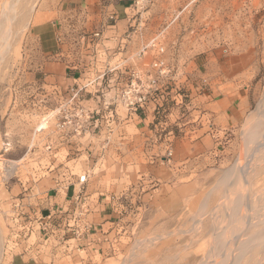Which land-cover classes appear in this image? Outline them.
I'll return each mask as SVG.
<instances>
[{"label":"rangeland","instance_id":"rangeland-1","mask_svg":"<svg viewBox=\"0 0 264 264\" xmlns=\"http://www.w3.org/2000/svg\"><path fill=\"white\" fill-rule=\"evenodd\" d=\"M40 2L0 0V21H3L0 22V50H3L0 51V264H9L11 257L23 250L19 242L24 239L23 234L20 235V222L34 220L40 215L37 197L42 191L55 183L58 177L82 175L85 171L91 174L92 187L103 188L118 198L119 203L127 209L111 238L110 247L105 254L97 257L100 264H199L209 258L207 255L216 244L215 225L220 226L218 224L221 223L224 229H230L229 217L224 213H227V209L230 211L236 199L242 196L254 203H264V163H256L261 161L258 159L259 152H256L255 157L248 153L251 144L247 143L244 133L261 116L260 108L264 101V0L134 2L132 13L143 16L140 28L155 34L165 46V51L173 54L176 62L180 60L182 67L190 65V69H193L195 58L202 57L216 47L252 48L257 51V68L250 89L251 108L241 123L228 130L227 134L217 137V145L213 150L204 151L196 158L192 168L193 186L183 209L173 215L160 214L146 207L142 198L146 183L142 178L149 158L159 153L158 144L164 141L166 146L175 136L184 133L182 128L192 118L193 112V106L187 100L189 97H185L186 104L182 103L177 114L172 117L160 118V114L157 115L154 124H158V127L153 137V150L147 156L144 150H139L136 164L132 166L124 165L123 162L121 165L115 160L117 148L114 145L108 154L109 158H96L91 166L85 165L83 161H71L66 149L57 154L52 152V129L56 121H65L63 114L66 109L62 107V97H53L39 82L44 74L39 68L45 59L40 53L38 42L30 35V27ZM2 40L6 42L2 43ZM3 46L5 48H1ZM93 55L92 59L102 68L104 65L114 66L116 62L112 55L101 51H94ZM175 70H178L177 67ZM56 114L57 118L54 117ZM48 145H51V150L47 149ZM251 163L258 169L253 181L226 177L236 165L243 167L241 170L248 176L252 170L249 169ZM260 169H263L261 173ZM33 174L39 177L37 182H30ZM233 182L240 189L236 184H231ZM217 204L223 205V208L228 206L223 209ZM241 212L248 213L247 206H242ZM202 213L205 216L202 217ZM197 218L206 219L197 226ZM201 223L205 224L202 226ZM227 231L226 239L230 240L233 233ZM38 238V235L33 234L30 240ZM212 257L221 259L219 256ZM68 263L81 264L78 258L73 260V257L62 256L57 264Z\"/></svg>","mask_w":264,"mask_h":264},{"label":"crops","instance_id":"crops-1","mask_svg":"<svg viewBox=\"0 0 264 264\" xmlns=\"http://www.w3.org/2000/svg\"><path fill=\"white\" fill-rule=\"evenodd\" d=\"M133 6L134 0H41L35 10L30 35L45 59L39 68L44 73L40 86L53 97H62L66 109L63 116L67 120L56 121L52 129V152L66 149L71 161L91 166L96 158H109L114 145L115 160L132 166L139 150L146 156L153 150L157 115L172 117L189 97L193 112L182 128L184 133L166 146L164 141L158 144L159 153L149 158L142 178L146 207L173 215L183 209L193 186L196 158L213 150L217 137L241 123L251 108L257 51L216 47L195 58L193 69L190 65L182 67L180 60L176 62L173 54L165 51L161 56L165 65L178 69L176 76L158 78L160 93H169L170 100L161 110L157 108L164 104L162 100H150L138 111L127 109L118 102L117 92L133 71L139 72L144 82L156 78L157 70L151 64L159 57L155 49L140 53L155 34L140 28L143 16L133 14ZM94 51L112 55L114 66L102 68L92 59ZM76 91L79 98L73 107L69 99ZM84 173L88 176L85 183L79 180L81 175L58 177L37 198L42 216H46L52 211L72 210L76 194L84 192L90 202L86 215L89 229L68 240L73 235L64 236V225H57L52 248L46 247L41 238L20 239L23 250L15 253L9 264H57L60 256L78 258L81 264H100L97 257L110 247L127 209L118 198L111 200L103 188L92 187L90 172ZM30 180L37 182L39 177L33 174Z\"/></svg>","mask_w":264,"mask_h":264},{"label":"bare ground","instance_id":"bare-ground-1","mask_svg":"<svg viewBox=\"0 0 264 264\" xmlns=\"http://www.w3.org/2000/svg\"><path fill=\"white\" fill-rule=\"evenodd\" d=\"M9 1V0H8ZM9 4V3H8ZM7 4V5H8ZM11 5V4H9ZM12 6V5H11ZM10 9V8H9ZM9 11V10H8ZM10 13V12H9ZM6 14H8L6 12ZM8 17V16H6ZM12 17V16H11ZM10 17V18H11ZM1 19V18H0ZM5 20V19H4ZM13 20V19H12ZM11 20V21H12ZM2 21V20H1ZM0 21V22H1ZM7 20H5V23ZM3 22V21H2ZM13 22V21H12ZM10 24V23H9ZM4 29V28H3ZM11 32V29L9 30ZM4 33V30H3ZM10 35V34H9ZM9 37V36H8ZM11 40V39H10ZM4 40H2L3 43ZM1 42V39H0ZM6 42V41H4ZM9 42V41H8ZM2 46V44H1ZM9 46V45H8ZM1 48H5L4 46ZM7 48V47H6ZM2 50V49H1ZM0 50V51H1ZM3 51V50H2ZM9 51V50H8ZM9 53V52H8ZM2 58V57H1ZM3 60V58H2ZM259 106V105H258ZM258 108V107H257ZM259 110V109H258ZM261 113L259 115V118H257L258 120L253 123L252 126H250L247 131L245 130L244 133L246 132V139H247V143L251 144L253 146H249L248 148V153L253 154V156L255 157L256 152H259L260 155L258 156V159H260L261 161L256 162L257 164L259 162H263L264 163V101L261 104ZM259 110V111H260ZM257 111V110H256ZM256 118V117H255ZM254 118V119H255ZM253 119V120H254ZM252 120V121H253ZM244 135V134H243ZM245 140V139H244ZM252 147V148H251ZM253 156L251 157V159H253ZM249 157V156H248ZM238 164V163H236ZM253 163H251V166H249V169L251 170V173H249L248 176H246L243 171L241 170L243 167H236L232 168L229 173L226 175V177H233L236 179H240L244 178V180L246 181H253L252 179L255 177V174L257 172V168L252 165ZM239 165V164H238ZM258 167V165H256ZM261 167V166H260ZM259 167V168H260ZM244 170V169H243ZM263 170V169H262ZM262 170L260 169V173L262 172ZM230 180V179H229ZM223 181V180H221ZM224 183V181H223ZM240 183V182H239ZM242 183V181H241ZM226 184V183H225ZM231 184H236V182L231 183ZM237 185V184H236ZM243 185V184H241ZM230 186V185H229ZM245 186V184H244ZM250 186V185H249ZM237 187L239 188V185H237ZM251 187V186H250ZM230 188V187H227ZM226 188V189H227ZM237 188V189H238ZM215 189V188H214ZM225 189V190H226ZM240 189V188H239ZM243 189V188H241ZM263 189V188H262ZM245 190H246V186H245ZM249 190V189H248ZM229 192V191H227ZM238 192V191H237ZM242 192V191H241ZM245 192V191H244ZM262 192V191H261ZM240 193V192H238ZM250 193V192H249ZM264 193V192H263ZM252 194V193H251ZM254 195H256L255 193H253ZM259 194V193H258ZM233 195V193H232ZM236 196V195H235ZM228 198V197H227ZM231 198V197H230ZM225 200V199H224ZM262 200V199H261ZM226 202L228 200H225ZM205 201H203L204 203ZM221 202V201H220ZM224 202V201H222ZM260 202V201H259ZM263 202V201H261ZM254 203L252 202L248 197H242L239 196L234 205L230 206V211H228L227 209V213H224L226 216L229 217L230 223L229 221H224V222H228L230 224V229L229 227H226L225 229L222 227L223 225L221 223H217L220 226H216V229L214 227L215 231V235H216V244L213 248V250H211V252L207 255L209 256V258L207 259H203L201 262H199V264H264V203ZM207 201L204 203L206 204ZM218 203V202H217ZM230 204V201L228 202ZM219 204V203H218ZM217 204V205H218ZM222 204V203H220ZM219 204V205H220ZM225 204V203H223ZM203 205V204H202ZM223 208V205L219 206ZM247 206V212L246 214L241 212V208L242 206ZM208 206V205H207ZM216 206V205H215ZM228 206V205H226ZM225 206V207H226ZM225 207L223 209H225ZM206 208V207H205ZM208 208V207H207ZM217 208V207H216ZM227 208V207H226ZM245 208V207H244ZM211 209V208H210ZM214 209V208H213ZM218 209V208H217ZM222 209V210H223ZM204 210V208H203ZM245 210V209H244ZM243 210V211H244ZM251 210H254L253 213L251 214ZM205 211V210H204ZM209 211V210H208ZM219 211V210H218ZM222 212V211H221ZM220 212V213H221ZM204 213V212H203ZM202 213V217L205 216ZM208 213V212H207ZM214 213V212H211ZM211 215V214H210ZM221 215V214H220ZM215 217H217V215H215ZM219 217V216H218ZM223 217V216H222ZM206 219V218H204ZM204 219L201 218H197L195 219V223H199L201 220L204 221ZM212 219V218H210ZM217 221H219V218H216ZM214 219V220H216ZM219 219V220H218ZM223 220V218H221ZM213 221V219L211 220ZM210 221V224H211ZM202 222V221H201ZM209 222V221H208ZM207 222V223H208ZM223 222V221H222ZM223 222V223H224ZM194 223V225H195ZM215 223V221H214ZM212 222V224H214ZM202 224V223H201ZM205 223L202 224V226ZM226 224V223H225ZM222 225V226H221ZM199 226V224L197 225ZM207 226V225H206ZM211 226V225H210ZM227 226V224H226ZM225 227V226H224ZM201 228V227H200ZM206 228V227H205ZM210 228V227H209ZM197 228L195 227L194 230H196ZM180 230V229H179ZM189 230V229H188ZM191 230H193L191 228ZM227 230H231L232 231V238L230 240L226 239L228 238L226 233H228ZM199 231V229L197 230V232ZM227 231V232H226ZM184 232V231H183ZM190 232V231H189ZM213 232V231H212ZM161 235V234H160ZM158 236V235H157ZM163 237V235H161ZM166 236V235H164ZM159 237V236H158ZM155 238V236H154ZM153 238V239H154ZM160 238V237H159ZM183 238V237H182ZM230 238V237H229ZM156 239V238H155ZM154 239V241H155ZM158 240V239H157ZM138 242V241H137ZM144 242V241H143ZM214 242V240H212V243ZM153 243V242H151ZM189 244H191V242H189ZM147 245V244H146ZM151 245V244H150ZM175 245V244H174ZM134 246V245H133ZM187 246V245H186ZM148 247V246H146ZM188 247V246H187ZM137 249V248H136ZM167 250V249H166ZM212 255L215 256H219L221 257L220 260H215L217 258L212 257ZM147 256V255H146ZM205 257V256H204ZM215 258V259H211ZM126 260V259H125ZM153 260V259H152ZM155 262V261H154Z\"/></svg>","mask_w":264,"mask_h":264},{"label":"built area","instance_id":"built-area-1","mask_svg":"<svg viewBox=\"0 0 264 264\" xmlns=\"http://www.w3.org/2000/svg\"><path fill=\"white\" fill-rule=\"evenodd\" d=\"M134 2H139V0H134ZM148 49H155L159 55V57H157V59L151 64L152 67L157 70L155 75L156 78L152 79L150 82H144L141 79L139 72H132V77L126 85L117 92L116 96L118 102L127 109L138 111L140 108H144L150 100H162L164 104L159 105L157 108V110H161L165 107V103L170 100L169 93H160L162 87L158 86V78H162L163 80L169 79L170 75L176 76L177 71L175 68L165 65L161 57L165 53V46L158 41L157 36L153 37L146 45H144L140 53L144 54ZM77 98H79L78 91L74 92L69 99V103H71L73 107L77 104ZM78 110L82 111L81 113L83 114L82 108L79 107ZM65 120H67V118H65ZM47 149L51 150V145H48ZM87 177V174H83L79 176V180L85 183ZM110 199L112 200L116 198L114 195H110ZM74 202L75 204L72 210L68 209L65 212L62 210L52 211L46 216H42V211L39 209L40 215L37 216L36 219H30L24 223L20 222L22 228L20 235L23 234V240H29L33 234L42 231V233L38 235L40 236L39 238L42 239V243L46 247H51L53 242L57 240V232L55 231L56 226L61 224L64 225V236L68 233L73 235L72 237L67 238L68 240L80 236L84 230L89 229L90 227L86 220L90 202L88 197L82 191L76 194ZM68 213L71 215L67 216ZM77 222L81 225L77 226Z\"/></svg>","mask_w":264,"mask_h":264}]
</instances>
